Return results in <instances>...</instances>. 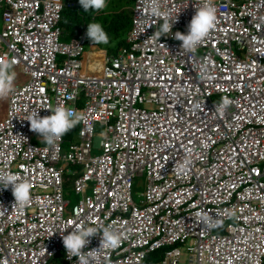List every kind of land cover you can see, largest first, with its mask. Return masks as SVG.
Wrapping results in <instances>:
<instances>
[{
    "label": "clouds",
    "instance_id": "obj_1",
    "mask_svg": "<svg viewBox=\"0 0 264 264\" xmlns=\"http://www.w3.org/2000/svg\"><path fill=\"white\" fill-rule=\"evenodd\" d=\"M111 1L59 0L62 10L54 40L70 58L59 53L50 40H29V111H33L27 118L30 145L49 148L61 139L62 158L82 153L80 162L62 159L56 164L62 170L65 229L49 244L46 239L44 245H38L41 240L34 242L33 250L40 249L37 254H32L29 246V264H99L95 261L101 257L106 259L102 258V264H110L124 259L129 255L116 249L121 236L112 228V221H125V228L136 224L151 227L161 221L158 217L162 207L184 210L171 230L162 234L173 239H162L160 247L148 241L143 248L133 250L144 252L143 259L128 264H245L227 258L217 250V243L230 245L241 234L243 224L236 227L235 222L241 216L238 204L248 203V210L256 209L258 217L264 219V101L253 105L245 99L238 102L235 89H231L243 83L245 91L256 97L254 92L264 86V0H130L132 7L127 13H105ZM73 7H83L80 11L91 12L92 17L80 32L70 35L61 23L64 11ZM43 9L44 0H29V36L41 29ZM117 14L129 16L131 23L124 29L111 22L104 24L107 17ZM141 19L150 21L157 28L153 35L169 47L146 44L137 22ZM112 36L121 40L114 48H101ZM100 53L101 57L94 56ZM117 58H122V69L111 76L109 67L114 68L111 62ZM68 59L75 61L88 87L97 89L93 101L102 114L91 124L90 146L81 136L83 116L72 108L67 97L66 84L74 76ZM16 75L12 61L0 60V100L8 98L9 103L15 86L28 81L27 77L15 84ZM88 101L81 92L78 109H84ZM159 118L164 139L162 155L189 170L196 165L217 186L224 200L202 194L201 204L191 206L193 194L185 183L160 179L153 184L144 172L132 176L129 182L120 181V189L113 187L114 193L107 194L131 196L130 206H122L118 199L103 201L100 207L85 203L82 193L76 191V181L85 174L88 159L92 162L103 155L106 128L124 133L132 122L142 131H149ZM74 129L79 138L73 134ZM96 136L102 138L99 149L94 147ZM148 143L155 148L161 145L151 140ZM36 160L34 155L29 163L35 165ZM137 178L145 182L139 202L133 196ZM68 186H72L76 201L69 199ZM9 188L15 200L13 209L30 205L31 183L0 171V189ZM248 191L254 197L243 201ZM211 198L216 203L209 202ZM111 205L118 207L114 214L109 218H104L103 212L99 215L102 208ZM94 215L104 221V227L95 222ZM100 234V252L87 248L98 242ZM257 236L264 247V231ZM257 250L251 252L264 264V253ZM153 254L156 259L150 258Z\"/></svg>",
    "mask_w": 264,
    "mask_h": 264
},
{
    "label": "built area",
    "instance_id": "obj_2",
    "mask_svg": "<svg viewBox=\"0 0 264 264\" xmlns=\"http://www.w3.org/2000/svg\"><path fill=\"white\" fill-rule=\"evenodd\" d=\"M44 3L46 9H43L42 15L45 20L39 25L41 29L29 36V0H0L2 12L0 60L12 61L14 69L28 77L25 84L15 86V92L9 96L7 117L0 121V171L14 173L20 180L29 181L32 186L31 203L24 209L19 207L13 209L12 205L15 200L11 188L0 189V264H29V246L33 251L32 254H37L40 249L39 251L33 250L34 242L41 240L38 245H44L46 239V244H49L53 237L65 229L62 224L65 221L63 216L65 205L61 206V197H63L62 170L57 169L56 164L62 159L73 164L82 160V153L62 158L61 139L54 147L50 146L49 148H33L30 145L27 118L33 111H29V40H50L59 53L67 55L69 58L71 56L62 50L54 40L58 31L55 27L61 18V3L59 0H44ZM137 22L144 34L146 44H150L152 47H163V49L169 47L162 38L157 39L153 35L157 28L152 27L150 21L141 19ZM68 60L74 76L66 84L67 97L72 108L83 116L81 136L86 145L90 146L93 137L90 134L91 124L102 114L99 105L94 103L97 89H90L86 79L80 75L75 61ZM111 65L114 66V68L109 67L111 76H115L119 73L118 70L122 69V58L112 60ZM101 85L104 83L102 82ZM238 85L231 86V89H235V98L238 102L245 99L253 105L255 102L264 101V86L257 88L254 93L258 95L254 97L253 93L249 94L245 91L243 83ZM81 92H84L89 99L86 107L82 110L78 109ZM160 123L161 118L149 131H142L132 122L129 131L124 133H113L106 128L103 155L95 158L92 162H90L91 159H88L85 163V174L76 181V191L82 193L85 203L100 207L103 201L112 202L114 199H118L122 206H130L131 196L120 194L119 197H108L107 194L114 193L111 191L113 187L116 190L120 189V185H118L120 181L129 182L132 176L144 172L147 173L149 182L153 184H156V180L160 179H169L171 183H185L193 194L191 206L201 204L199 196L202 194L204 196L214 195L218 201L224 200L216 190L217 186L207 180L196 165L189 170L187 167L178 166L175 162L168 160L167 156L162 155L161 148L164 139L159 131ZM148 140L160 142L161 145L155 148L153 143H148ZM29 150L36 156L35 165L29 163L34 158ZM88 191L92 193L87 195ZM253 197V194L248 191L247 196L242 199L245 201V199ZM209 202L216 203V200L211 198ZM249 208L250 206L246 202L242 205L238 204L237 210L241 216L238 220L234 217L232 219H235L236 227L243 224L241 234L235 237L234 242L230 245L218 242V247L226 250H220L218 247L217 250L227 255V258L234 257L245 264H261V259L251 251L258 249L257 252H259V249H262L264 253V247L259 244L257 236L259 231H264V219L258 217L256 209L250 211ZM117 209L118 207L111 205L109 209L102 208L99 215L103 212L104 218H109ZM122 211L125 214L127 209H122ZM183 212L184 210L179 208L171 210L162 207L161 215L158 217L161 221L159 224L154 223L151 227L145 225L138 227L136 224L125 228L127 225L125 221H117V224L112 221V228L121 236L120 246L116 249H122L129 256L110 264L140 262L144 257V252L135 253L134 249L143 248L148 241L152 242L154 246L160 247L164 243L162 239L165 242L172 240L173 238L162 236V234L171 230L173 224L181 219L178 216ZM141 213L147 212L142 211ZM152 213L153 211H150V214ZM158 214L155 213V215ZM95 222L103 223L100 226L104 227V221L99 217ZM101 235L94 246L87 245L86 247L92 250L98 249L96 252H100ZM103 249L115 250L108 247ZM43 250L46 251V249ZM108 257L110 254L107 255ZM102 258H99L95 263L102 264Z\"/></svg>",
    "mask_w": 264,
    "mask_h": 264
},
{
    "label": "rangeland",
    "instance_id": "obj_3",
    "mask_svg": "<svg viewBox=\"0 0 264 264\" xmlns=\"http://www.w3.org/2000/svg\"><path fill=\"white\" fill-rule=\"evenodd\" d=\"M129 2H130V0H112L110 3L107 4V8L104 9V12L109 13V12L125 11V13H127V9L132 7V5H130ZM81 9H84V8L82 7ZM1 13L2 12L0 10V21H1ZM97 23H99V21H97ZM120 40H121V37L114 38L112 36L111 40L109 41V43L107 45L101 44L100 47L101 48H104V47L105 48H108V47L114 48ZM86 49H88V47H86ZM16 74H17V72H16ZM21 81H22V78H18V75H16L15 83L21 82ZM7 103H8V98L0 100V119L1 120L6 117ZM73 134L75 135L76 138H79L77 129L73 130ZM101 141H102L101 137H99V136L95 137L94 147L96 149L100 148ZM34 143H36V142L34 141ZM144 185H145L144 179H141V178L136 179L135 185H134L133 196H134L135 200H137L138 202L140 201L138 197L142 194V192L144 190ZM67 190H68L69 199L71 201H76L77 196L73 193L72 186H68Z\"/></svg>",
    "mask_w": 264,
    "mask_h": 264
},
{
    "label": "trees",
    "instance_id": "obj_4",
    "mask_svg": "<svg viewBox=\"0 0 264 264\" xmlns=\"http://www.w3.org/2000/svg\"><path fill=\"white\" fill-rule=\"evenodd\" d=\"M130 3H134V0H132ZM80 10L78 7H73L64 11L63 21L61 23V26L65 28L70 35L80 32L82 26L90 22V19L92 17L91 12L84 13L81 12ZM107 22H111V24L118 26L120 29H124L128 24L131 23V19L129 16L125 14H117L107 17L104 20V24H106ZM156 257H157L156 254L150 256V258L152 259H156Z\"/></svg>",
    "mask_w": 264,
    "mask_h": 264
},
{
    "label": "crops",
    "instance_id": "obj_5",
    "mask_svg": "<svg viewBox=\"0 0 264 264\" xmlns=\"http://www.w3.org/2000/svg\"><path fill=\"white\" fill-rule=\"evenodd\" d=\"M16 72H17V70L16 69H14ZM17 75H18V78H22V81L21 82H23V81H25L26 79H27V77L26 76H23V75H21L20 73H18L17 72ZM21 82H17V83H21ZM16 84V83H15Z\"/></svg>",
    "mask_w": 264,
    "mask_h": 264
},
{
    "label": "bare ground",
    "instance_id": "obj_6",
    "mask_svg": "<svg viewBox=\"0 0 264 264\" xmlns=\"http://www.w3.org/2000/svg\"><path fill=\"white\" fill-rule=\"evenodd\" d=\"M101 55H102V53H100V54H95L94 56H95V57H101ZM99 63H100V64L102 63V58L99 59Z\"/></svg>",
    "mask_w": 264,
    "mask_h": 264
}]
</instances>
